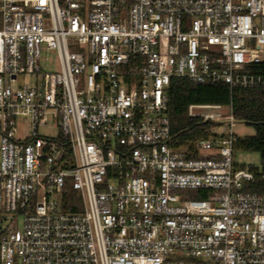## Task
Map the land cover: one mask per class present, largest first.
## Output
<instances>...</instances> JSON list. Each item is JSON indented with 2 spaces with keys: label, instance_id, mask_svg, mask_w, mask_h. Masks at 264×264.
Returning <instances> with one entry per match:
<instances>
[{
  "label": "built area",
  "instance_id": "2783aa9c",
  "mask_svg": "<svg viewBox=\"0 0 264 264\" xmlns=\"http://www.w3.org/2000/svg\"><path fill=\"white\" fill-rule=\"evenodd\" d=\"M263 62L264 0H0L1 264H264L232 104L189 106L208 137L168 115L173 78L264 87Z\"/></svg>",
  "mask_w": 264,
  "mask_h": 264
},
{
  "label": "trees",
  "instance_id": "16d2710c",
  "mask_svg": "<svg viewBox=\"0 0 264 264\" xmlns=\"http://www.w3.org/2000/svg\"><path fill=\"white\" fill-rule=\"evenodd\" d=\"M252 73L264 75V62L253 66ZM168 115L171 130L181 139L208 137V124L190 117L188 109L193 104H232L233 114L238 122L254 127L252 136L241 138L237 147L245 151L258 152L262 171L257 173L254 182L246 187L253 193H264V87H238L230 89L225 83L201 84L186 78H173L168 88ZM188 197L206 198L200 190H182Z\"/></svg>",
  "mask_w": 264,
  "mask_h": 264
},
{
  "label": "rangeland",
  "instance_id": "374dc122",
  "mask_svg": "<svg viewBox=\"0 0 264 264\" xmlns=\"http://www.w3.org/2000/svg\"><path fill=\"white\" fill-rule=\"evenodd\" d=\"M42 56H43L42 66L45 71H52L58 68V60L55 52L53 51L45 52L42 54ZM26 79L27 77L20 76L16 81V86L23 84ZM196 111L202 112L207 110L197 109ZM221 111L223 113H227L228 112L227 106H224ZM235 132L237 137L241 139L247 136L254 135L255 130L252 125H248L242 122H237V125L235 127ZM235 160L242 165L252 166L257 173H260L262 171V163L258 152L245 151L243 149L236 147ZM191 198H195V197H191Z\"/></svg>",
  "mask_w": 264,
  "mask_h": 264
}]
</instances>
